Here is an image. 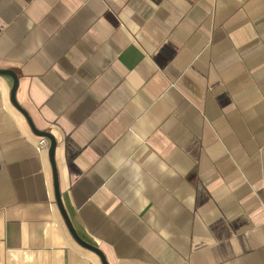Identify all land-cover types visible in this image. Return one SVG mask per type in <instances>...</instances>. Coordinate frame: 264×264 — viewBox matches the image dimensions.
Instances as JSON below:
<instances>
[{
    "label": "crops",
    "instance_id": "1",
    "mask_svg": "<svg viewBox=\"0 0 264 264\" xmlns=\"http://www.w3.org/2000/svg\"><path fill=\"white\" fill-rule=\"evenodd\" d=\"M0 69L109 264H264V0H0ZM13 85L0 264H104Z\"/></svg>",
    "mask_w": 264,
    "mask_h": 264
},
{
    "label": "water",
    "instance_id": "2",
    "mask_svg": "<svg viewBox=\"0 0 264 264\" xmlns=\"http://www.w3.org/2000/svg\"><path fill=\"white\" fill-rule=\"evenodd\" d=\"M0 73H5V74H9L10 76L13 77L14 79V85H13V88H12V101L13 103L23 112L26 114V116L28 117L30 123H31V126L33 128V130L41 135V136H46L50 139L51 141V144H50V151H51V159H52V162H53V168H54V177H55V192H56V198H57V203H58V206L66 220V223L71 231V233L73 234V236L75 237V239L83 246L95 251L97 254H99V256L101 257L102 259V262L104 264H109L105 254L103 253V251L96 245L88 242L87 240H85L84 238H82L80 236V234L78 233V231L76 230L75 226L73 225L68 213H67V210L64 206V203H63V200H62V197H61V192H60V188H59V181H58V175H57V169H56V165H55V147H56V138L54 137L53 134H51L50 132H47V131H42V130H39L35 124L33 123L32 119L30 118L28 112L26 111V109H24L20 104L19 102L17 101V98H16V91H17V88H18V84H19V78H18V75L17 73L12 70V69H0Z\"/></svg>",
    "mask_w": 264,
    "mask_h": 264
},
{
    "label": "built area",
    "instance_id": "3",
    "mask_svg": "<svg viewBox=\"0 0 264 264\" xmlns=\"http://www.w3.org/2000/svg\"><path fill=\"white\" fill-rule=\"evenodd\" d=\"M50 144H51V141H50V139H49L48 137H46V136H41V137L39 138L38 143H37V148H38L39 150H42V149H44V148L49 147Z\"/></svg>",
    "mask_w": 264,
    "mask_h": 264
}]
</instances>
